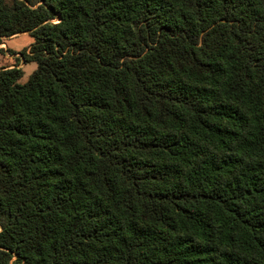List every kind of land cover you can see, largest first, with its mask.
<instances>
[{"label":"trees","instance_id":"trees-1","mask_svg":"<svg viewBox=\"0 0 264 264\" xmlns=\"http://www.w3.org/2000/svg\"><path fill=\"white\" fill-rule=\"evenodd\" d=\"M20 34L0 264H264V0H0Z\"/></svg>","mask_w":264,"mask_h":264},{"label":"rangeland","instance_id":"rangeland-1","mask_svg":"<svg viewBox=\"0 0 264 264\" xmlns=\"http://www.w3.org/2000/svg\"><path fill=\"white\" fill-rule=\"evenodd\" d=\"M33 43V39L27 34H20L11 39L3 40L0 49L4 52L0 54V68L19 67L23 71L21 83H25L30 74L36 69L34 63H24L21 61L20 52L28 49Z\"/></svg>","mask_w":264,"mask_h":264}]
</instances>
